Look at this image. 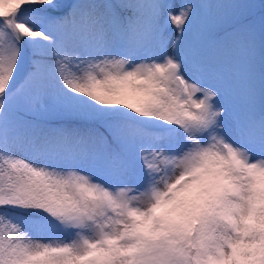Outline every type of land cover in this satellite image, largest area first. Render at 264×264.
<instances>
[{
  "label": "snow or ice",
  "instance_id": "obj_1",
  "mask_svg": "<svg viewBox=\"0 0 264 264\" xmlns=\"http://www.w3.org/2000/svg\"><path fill=\"white\" fill-rule=\"evenodd\" d=\"M0 264H264V0H0Z\"/></svg>",
  "mask_w": 264,
  "mask_h": 264
}]
</instances>
